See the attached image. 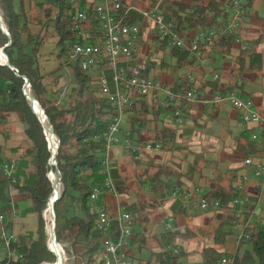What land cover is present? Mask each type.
<instances>
[{
	"label": "trees",
	"instance_id": "obj_1",
	"mask_svg": "<svg viewBox=\"0 0 264 264\" xmlns=\"http://www.w3.org/2000/svg\"><path fill=\"white\" fill-rule=\"evenodd\" d=\"M127 3L126 0H123ZM191 4H185L174 0L173 4L165 12L166 19L173 21L177 31L197 32L200 30H212L223 26L229 16L225 7L218 0H208L207 4H198L199 0H190ZM28 0H0V7L7 23L8 31L11 35L12 45L4 50L8 61L16 71L9 67L0 65V127L8 120L11 114L16 113L26 124L24 133L30 140L31 145L21 149L20 159L17 162L16 182L0 175V197L4 202L2 211L7 217L6 228L12 231L14 226L15 212L20 209V205L13 206L12 193L15 191L25 199L32 201V207L28 212L34 215L38 226L35 232H28L18 237V242L12 244L13 253L18 256L17 260H3V264H44L56 262V257L47 248V235L45 231V221L43 212L46 210L53 188L48 178L51 169L61 174L63 185L62 197L55 203L56 214V236L57 241L70 242L72 248L77 251L83 247L84 251L80 255L82 263L96 264L102 248L103 234L97 228L98 210L95 201L91 199L93 190L104 184L105 175L102 172V160L105 156L106 138L113 115L114 108L104 98L99 95L96 75L84 73L78 65L74 69V81L77 84L76 98L63 109H59L54 101L47 98L48 89L44 84L45 75L42 74L39 64L40 51L46 43L47 38H57V46L60 48L58 58L67 56L72 44L78 42L77 33L73 27L70 12L76 11L82 5L71 4L67 0H45L40 6H45L43 20L32 19L27 9ZM254 0H248V8L253 5ZM132 22H143V19L133 14ZM41 26L39 34L30 31V25ZM235 36H227L222 40L220 53L231 55L235 45ZM9 43V38L0 30V49ZM215 47V46H214ZM166 54L171 56L175 63H167L165 58L150 63L153 71L170 70L179 71L184 68H194L198 62L197 58L191 57L186 50L168 49L166 45L160 47ZM29 50V51H28ZM156 50L151 51V55L156 54ZM263 57L255 49L248 47L245 53L236 58V67L233 76L238 78L242 74H254L250 81L229 82L228 85H221L219 81H206L198 90L199 100H212L214 97L228 96L233 93L241 99H251L252 93L247 89V83L260 81L263 77ZM25 78L30 82L31 91L41 106L44 108L54 134L58 137L60 147L56 156L57 166L49 165L52 154L49 150L44 129L35 114L32 113L23 89ZM186 86L193 88L194 83L185 82L178 84L175 82L168 87L173 90L183 89ZM165 103V102H164ZM158 101L149 105L146 100L142 101L141 109L136 107L133 113L128 116L130 125L129 132L131 139L135 143L146 144L153 140L162 144L164 152H173L169 161H159L160 158L154 155H143L134 161L136 167L147 166L146 169L137 173L139 186L149 189V196L138 198L135 202L123 201L124 210L133 216L135 236L126 254L131 256L134 252L141 253L148 249L149 245L156 243L160 247L159 252H152V262L156 264H181L188 253L181 252L175 254L168 251L164 242L173 245L177 238L186 240L196 237L190 229L179 231L178 228L169 233L151 234L150 212L158 208L161 202L167 197H171L175 190L178 195L184 193L188 188L187 182H194L196 178L207 179L206 168L218 166L216 161L205 159L204 154H197L187 151L184 147L177 145L179 138L175 124H166L167 115L173 114L175 105L164 104ZM183 113L187 114L192 109V105L183 102L180 105ZM218 107H214V110ZM152 116L154 120L160 122L163 118L164 125L154 139L142 138L137 141V137L145 126L146 117ZM224 124L225 120L212 113L209 121H218ZM191 131V130H190ZM233 136L234 153L243 156H256L264 153V132L257 142H251L250 130L245 129L241 134ZM10 138V131H0V163L4 160L3 154L5 145ZM180 152L181 155H176ZM206 164V165H205ZM113 174H116L117 167H113ZM238 169H229L226 175H222L221 182L205 195L209 202H220L223 208H228L231 202L245 195L237 190L235 181ZM235 179V181H234ZM225 181V183H223ZM116 182V183H117ZM121 194L124 191L121 190ZM75 204L83 216L75 214L65 219L62 223L61 206L66 200ZM250 200L256 203L255 199ZM250 203L248 210H256V204ZM174 225L177 217L186 213V207L179 200L173 201L171 205ZM249 214H247V217ZM263 216L260 215L259 218ZM218 224L210 231L215 244L202 249L203 264H220L224 256L229 255L225 246L231 242H237L235 233L229 228L234 217L230 214H217L213 217ZM141 231H137V230ZM117 226H114L113 235L117 237ZM250 240H242L236 256V264H264V221H261L257 228L250 231ZM198 236V235H197ZM151 238V241H150ZM132 250V251H131ZM134 250V251H133ZM136 250V251H135ZM78 255V254H77ZM21 256V257H20ZM78 257V256H77ZM134 260L133 256L131 257ZM80 263V262H79ZM78 262L75 264H79Z\"/></svg>",
	"mask_w": 264,
	"mask_h": 264
},
{
	"label": "built area",
	"instance_id": "obj_2",
	"mask_svg": "<svg viewBox=\"0 0 264 264\" xmlns=\"http://www.w3.org/2000/svg\"><path fill=\"white\" fill-rule=\"evenodd\" d=\"M67 1L82 5L76 11L70 12L78 42L70 47L68 61L78 65L85 73L96 75L99 95L114 108L106 138V153L102 160L104 184L93 190L91 199L98 201L104 195L118 199L120 196L113 179L111 152L116 148H122L128 151L135 161L143 155L161 152L163 149L161 143L153 140L146 144L132 141L131 133L125 131L123 125L133 113V109L140 107L144 99L159 101L161 95H165L166 104L178 108L173 114L166 116V124L181 126L185 123V118L180 105L183 102L189 104L201 102L198 99L197 86L173 90L164 80L154 75L150 63L166 59V53L160 47L166 45L168 49L186 50L192 57L205 64L208 61L207 50L231 35L236 37L235 42L240 45L242 52H246L248 47L243 44L240 33L245 25L248 0L228 1L226 12L229 18L223 27L190 33L177 31L175 23L166 19L160 10L164 0H160L155 10L151 12H143L123 0ZM133 14L141 17L143 22H132ZM153 49L157 52L152 56ZM218 79L219 75L215 74L214 81ZM203 103L207 105L230 103L241 115L244 124L259 129V133L251 134V142H257L262 137L264 114L257 109L252 99H241L233 93L225 97L218 95ZM144 132H140L137 141L145 137ZM241 162L243 172L236 182L237 190L243 193L244 185L252 181L264 186V154L244 156ZM16 174L17 162L4 158L0 163V175L15 183ZM57 175L60 183L61 176L59 173ZM250 198L252 197L249 195L236 198L228 208H223L220 202H209L204 194L201 195V190L197 189L193 193L185 191L180 199L182 203H192L205 212L232 215L235 220L229 228L235 233L239 245L242 240H250V231L257 228L261 222L256 210L251 212L248 210ZM3 207L4 202L0 197V260H17L18 256L13 253L12 244L18 242V237L6 228L7 217L2 211ZM168 220L171 225L173 218L169 217ZM96 224L103 234L102 250L96 264H133L131 257L126 254L135 236L133 216L120 206L115 214H111L106 207H101L98 210ZM114 226H117V237L113 235ZM2 238H9V245H2ZM167 250L175 254L181 253L178 248L168 247ZM236 256L237 253L224 256L220 264H236Z\"/></svg>",
	"mask_w": 264,
	"mask_h": 264
},
{
	"label": "crops",
	"instance_id": "obj_3",
	"mask_svg": "<svg viewBox=\"0 0 264 264\" xmlns=\"http://www.w3.org/2000/svg\"><path fill=\"white\" fill-rule=\"evenodd\" d=\"M179 2H183L185 4H191L190 0H177ZM222 3H226L228 0H218ZM208 0H199L198 4H202L205 5L207 4ZM228 3V2H227ZM173 4L168 2V6L165 8L166 10L169 9V7ZM166 12V11H165ZM190 33V32H188ZM243 42L247 43L248 47L255 49V51H258L262 57H263V69L261 71L262 74V78L260 81H256V82H252V83H247V89L249 90V92H253L251 99L254 100L257 109L264 114V0H254L253 5L248 8L246 10L245 13V25L242 29V32L240 33ZM222 41L218 44L215 45V47H211V49H208L206 52V58H207V62L205 64H202L200 61H198L195 65V70L197 71L196 73H194L192 76L195 77L194 81L192 83H194V86H197L198 90L200 87L203 86V83L206 81H214V75L215 74H219L220 76H222V78L220 80H217L220 82L221 85H228L229 82H235L233 79V71L236 67V58L245 52H242V50L240 49V45L237 44L235 42L234 48L232 50L231 55H223L221 54L219 51L220 49V45H221ZM244 44V43H243ZM192 57V56H191ZM51 59V58H50ZM50 59H43V62H39L40 64V69L42 74L46 75V78L44 79V83L45 85H48L47 89H48V96L47 98L51 101H54V103L57 104L59 109H63L65 107H67L69 105V103L71 101H73V99L67 101L66 98L64 97V95L61 93L60 89L62 88V86L65 84L64 81H66L64 75H66L68 73V75H72V77L74 78V64L70 65L67 63L66 67H63L62 70H59L57 72H55L54 74H50L51 71L58 69L57 67H55L54 65H51V61ZM226 59H228V62L225 61ZM232 61L234 62L235 65H233ZM192 68V69H194ZM186 69V68H184ZM190 69V68H187ZM190 69V70H192ZM222 69V70H221ZM183 70V69H181ZM179 70V71H181ZM160 71V70H159ZM165 71V70H163ZM179 71H176V73H178ZM157 72V71H155ZM154 72V75H155ZM229 73L231 75V77L229 76ZM213 74V77H212ZM162 80H164L167 85H172V83H168V81L162 76L159 77ZM236 78V77H235ZM247 78V79H246ZM245 80L240 81V83H244V81H248L249 80V76H246ZM186 79H182L181 83L185 82ZM239 81V80H237ZM176 82V81H175ZM174 82V83H175ZM173 83V84H174ZM180 83V84H181ZM50 85H55L56 87L54 88H50ZM193 86V87H194ZM187 87V86H186ZM199 99V98H198ZM148 102L149 105H153L154 103L158 102V100H154V99H144ZM160 101H163V103L166 101V97L165 95H161ZM200 103H188L189 105H192V109L189 110V112L187 114L183 113L187 118L185 120V123L181 126H177L176 130H177V134L178 136L180 135H184L187 132V135L183 138H179V140L177 141V145H180L182 147H184L187 151H192L194 153L197 154H204L205 155V159L206 156L208 155H213L215 153H219L218 149H216L215 147H213V145H217L219 143V141L221 140L224 146V151L227 154V157H225V159L227 160H232V156H230V154L234 153L232 151L231 148L234 147V141H233V136H231L227 131H224L222 133V136H220L219 132V126H220V122L218 121H214L211 122L209 121V117L212 113L216 114L218 117L226 120V123L229 125H232L231 128V132L233 133L234 136H237L239 134H241L245 129L250 130V133L252 134L253 132L255 133H259V129L256 127H252V126H247L246 124H244V122L242 121L241 115L232 107V105L230 103H223L220 105H207L205 103H203L206 100H200ZM166 104V102L164 103ZM218 107V109L214 110V107ZM142 105L140 107H138L137 109H141ZM203 109V113L201 114ZM206 113L208 115V117L206 118ZM201 114V115H200ZM10 118V117H9ZM8 118V120H9ZM188 119V120H187ZM205 119V121L203 120ZM200 120V121H199ZM163 118L160 122H157L156 120L153 119L152 116L148 115V117H146V122H145V126L143 127L142 131H145L144 133H146L145 137L143 138H148V139H154V137L156 136V134L158 132H160L163 128L164 122ZM165 121V118H164ZM209 123V124H208ZM127 124L129 125V122L127 121ZM127 125V129H124L125 131H129L130 125ZM209 125L210 127H212L213 129L216 130V133H214L213 135H207L206 133L209 131ZM191 130V131H190ZM9 131V130H7ZM141 131V132H142ZM11 134V132H10ZM154 134V135H153ZM250 134V136H251ZM11 139V136L9 138V140ZM9 140L6 143H3L5 145V151H4V155L3 157L5 159L8 160H15L16 162L19 161V157H20V153H21V149H25L27 147H29L31 145H28V143L22 145L19 144L18 142L15 144H10ZM232 140V142H231ZM156 153L153 154H146V156H150V155H154ZM164 152H157L156 156H158L160 158L159 161H169V159L171 158V156L173 155V152H167L166 155H163ZM176 155H181L180 152H175ZM237 154V153H234ZM244 157L241 154H237L233 159V163L232 165L227 169V171L229 169L232 168H236L238 169L237 172V178L239 179V175H241V173L243 172L242 169V162H241V158ZM111 159H112V166L115 167L117 166V171L119 172V167L121 164H133L134 163V159L132 158L131 154L122 149V148H116L111 152ZM234 162H236L234 164ZM170 163V161H169ZM211 167H216V166H211ZM137 168V173L140 170L146 169L147 166H138ZM209 168V167H208ZM207 169V168H206ZM227 171L223 174L220 175V177L223 175H226ZM136 172V171H135ZM218 173V171H217ZM198 179V180H197ZM238 179L235 181H238ZM118 180L119 182H121L123 184V180L118 173ZM206 180V179H204ZM203 179H199L196 178V180L194 182H187V187H199L200 186V190H201V195L204 194V197L207 193H209L211 190H213L217 184H219V182H221V178L219 179H214L213 180V188L211 190H206L204 188L203 185H201L202 182H204ZM134 183L132 184L133 188L137 189L138 182H137V175L135 174L134 177ZM116 183V182H115ZM225 183V181L223 182ZM257 181H252L250 183H248L249 185H246V187H252L253 190H257L256 189V185H257ZM199 186H196V185ZM252 184H254V186H251ZM259 187L261 186L260 183ZM139 187H143V186H139ZM147 188V187H145ZM176 193V194H175ZM244 193V192H243ZM247 193V192H246ZM138 194V192L136 193V195ZM178 195L177 190H175V192L173 193V195L171 197H167L165 200H163L161 202V205L154 209L151 210L150 212V225L149 228L151 230V234L156 235L159 233H163L162 235H164V233H169L171 231H174L175 229L178 228L179 231H183L185 229H190L189 227H194V229H190L192 230L194 233H197L198 236L201 237H208V238H212V236L210 235V231L212 229H214L215 227H210L213 224V217H215L217 214H213L211 212H205L203 211V213L205 214H197L196 217L193 219V222L191 221V223L189 225L186 224V217L190 216L192 213H194V210L197 208L195 205H193L192 203L189 204H185L183 203V205L186 207V213L183 214L180 217H177L176 220V224L174 225V218H173V212L171 210V205L173 204V201L178 200L180 202H182V200L180 199L182 195H178L177 197H174ZM195 195V193H194ZM246 195V194H244ZM120 196V195H119ZM149 195H147L148 197ZM197 197V196H196ZM257 197V195L255 197H252V199H255ZM125 199L120 201L121 199ZM130 197H126L124 194H122V196H120L118 199L111 196V195H104L102 196L98 201H95L94 204L97 207V210H99L101 207H106L107 210L111 213V214H115L120 206V208H123L122 206V202L123 201H129L130 203L135 202L137 199H130ZM140 198V197H139ZM258 199H259V195H258ZM12 200H13V206L14 203L15 204H21L22 202L27 201V203H29L30 205H32L31 200L29 199H25L23 196H20L17 192H13L12 193ZM251 203H254V201H250ZM71 204V210L72 213H74L76 216L82 217L83 214L81 211H79V208H77V206L73 203ZM256 204V203H254ZM27 205V204H26ZM24 204L20 205V209L18 211L15 212L14 215V226L12 229V233L14 235H16L17 237H19L20 235L24 234V233H28V232H35L37 230V226L38 223L36 221V219H33L31 217L28 218V215H26L24 217V215L26 214V212H28V209L31 208L32 206L28 207V208H24ZM196 207L195 209H193L194 207ZM124 209V208H123ZM198 209V208H197ZM200 210V209H199ZM202 211V210H201ZM256 213L258 216L262 215L264 213V209L261 207V209L256 208ZM29 214V213H28ZM169 217L173 218L172 224H169ZM205 225H208L207 227H205ZM201 227V229L204 230H200L198 231V229ZM197 230V232L195 231ZM137 231H141L140 229ZM204 232V233H203ZM203 237V238H204ZM151 241V238H150ZM164 245L168 248V247H172V248H178L181 252H185L188 253L187 256L183 259L181 264H203V256L201 254L202 249L206 248L203 247L200 251L198 249L193 250V252H190V245L183 241L182 239L177 238L174 242L173 245H170L167 243V241L164 242ZM137 247V246H134ZM134 247L131 245L130 248L134 249ZM211 247V246H209ZM160 247H158V245L156 243H151L149 245L148 249L143 250L141 253L136 252L132 253L130 257H134L132 260L133 264H156V263H151L152 262V257L151 254L152 252H159L160 251ZM239 249V245H237V242H231L229 244H227L225 246V250L227 252H229V254H234L237 253ZM80 250V251H79ZM84 251L83 247H79L77 250V254L81 255L82 252ZM132 251V250H131ZM134 251V250H133ZM194 252H197L196 255H193ZM132 259V258H131ZM81 262H82V258H80ZM75 264V263H73ZM79 264H84V263H79Z\"/></svg>",
	"mask_w": 264,
	"mask_h": 264
},
{
	"label": "rangeland",
	"instance_id": "obj_4",
	"mask_svg": "<svg viewBox=\"0 0 264 264\" xmlns=\"http://www.w3.org/2000/svg\"><path fill=\"white\" fill-rule=\"evenodd\" d=\"M44 1L45 0H28L27 9H28L29 13L31 14L32 19L43 20L45 6H40L39 4L43 3ZM126 1L130 5H135L139 10H141L143 12H151V11L155 10V8L157 7L160 0H126ZM168 2L170 4V3L174 2V0H164L163 1L162 5H161L162 7L160 8V10L164 14L166 11L165 8L168 6ZM227 2L226 3L220 2L225 7V9H226ZM0 10H1V7H0ZM223 26H221V27H223ZM30 31L33 34H39L41 31V26L32 24V25H30ZM243 43L246 47L250 46L245 42H243ZM59 53H60V48H58V46H57V38H47L45 45L43 46V48L40 51L39 62H41V61L43 62V59L46 60V59L51 58L50 59L51 65L55 64V67H57L58 69L51 71L50 74H54L55 72L62 70L63 67L67 66V63L72 65V63H69L67 56H62L61 58H58ZM225 61L228 62V59H226ZM166 62L167 63H175V60H172L171 56H169V54H166ZM232 63H233V65H235L233 61H232ZM75 66H74V69H75ZM194 70H195V68L192 70L186 68V69H183V70L179 71L178 73H176V72H172L170 70L165 69V71L162 70V71H157V72L154 71V72H155L156 77H162L163 76L168 81V83L173 84L176 81L178 84H180L182 79L185 78L189 81V84H191L195 79V77H193L192 75L197 72ZM93 75H95V74H93ZM247 75L248 74H244V75L242 74L241 77H238V78L233 77V79L242 81V80H245ZM229 76L231 77L230 73H229ZM64 77H65L66 81H64L65 84L62 86L60 91L64 95V97L66 98L67 101H69L71 99H75L76 95H77V92L75 90L77 87V84L75 83L72 75H68V73H67L66 75H64ZM212 77H213V74H212ZM221 78H222V76L219 75L218 80H220ZM253 78H254V74H251L248 81L252 80ZM236 80H234V81H236ZM46 86L48 87V85H46ZM54 87H56V86L50 85V88H54ZM23 92H24V89H23ZM202 113H203V109H202L201 114ZM206 115H207V113H206ZM207 117H208V115L206 116V118ZM183 118H185V120H186L187 117L184 115ZM203 120L205 121V119H203ZM127 125H128L127 122L124 123L123 128L127 129ZM26 127H27L26 124L22 122L21 118L16 113H14V114H11L9 120L4 122V124L0 127V131L6 132L7 130H9L11 132V134H10L11 139L9 140L10 144H15L18 142L19 144H22V145H24L26 143H28V145H29L30 140L26 137V135L24 133V130L26 129ZM231 128H232V125H229V123L227 124L226 120H225L224 124H221L219 126V129H218V130H220V132H219L220 136H222L221 131L222 132H224V131L228 132L229 130H231ZM214 133H216V130L213 129L212 127H210V125H209V131L206 134L211 136ZM231 142H232V140H231ZM213 147L218 149L219 153H215L213 155H208V156H206V159H209L211 161H216L218 163V166L209 167L205 170L204 174L206 175L207 179L206 180L203 179L204 182H202L201 185H203L206 190H211L213 188V180L216 178L219 179L220 175L227 171V169L233 163L232 162L234 160L233 158L237 155V154L232 153V154H230V156H232V158H231L232 160L225 159V157H227V154L224 151V146H223V143L221 140L219 141V143L216 146L213 145ZM262 154H264V153H262ZM235 163L236 162H234V164ZM118 167H119L118 173H119L120 177L122 179L124 178L123 184L121 182H119V184H118L116 174L115 173L113 174V179L115 182H117V183H115V186H116V190H117L118 195L122 196V194L119 192L118 185L122 186L121 190L124 191L123 194L127 198L130 197L129 200L130 199L134 200V199H137L139 197L145 198V197H147V195H149V189L148 188H145V187L141 188L138 186L137 189H135L132 186V184L134 183L133 180H134L135 174L137 175V168H136L134 163L133 164L132 163L131 164H121ZM217 171H218V173H217ZM246 185H249V184H246ZM246 185H244V189H243L244 194L249 195L251 197H255L257 195V197L255 198L257 210L261 209V207L264 209V186L261 185L259 187V184L257 183V185L255 186L257 190L255 191V190H253L252 187H246L245 188ZM196 186H199V185L197 184ZM251 186H254V184H252ZM197 189H200V186L199 187L193 186V187L185 188L183 190H184V192L188 191L190 193H193ZM62 192H63V185H61V193ZM137 192H138V194L136 195ZM258 195H259V199H258ZM122 200H125V199L122 198L120 201H122ZM70 203H71V201L68 199L61 206L62 223L65 222V219L70 218L71 216L74 215V213H72ZM23 204L25 205L24 208H28V207L32 206L29 203H27V201H25V200H24ZM47 207H48V205H47ZM195 208L196 207H194L193 209H195ZM44 212H43V218H44ZM28 213L29 212H26L24 217L26 215H28V218L31 217V218L35 219L34 215H32L31 213H29V214ZM197 214L201 215V214H205V213H203V211H201V209L199 210L196 208L194 210V213H192L190 216L186 217L187 218L186 224L189 225L191 223V221L193 222V219L196 217ZM191 216L193 217V219ZM262 216H263L262 218H264V213L262 214ZM44 221H45V218H44ZM261 221H264V219H261ZM171 224H172V222H171ZM217 224L218 223L215 220H213V224L210 227L211 228L215 227V226H217ZM207 226L208 225H205V227H207ZM189 228L194 229V227H189ZM200 230H204V229H201V227H200L198 229V231H200ZM45 231H46V222H45ZM195 231L197 232V230H195ZM203 237L196 235V237L186 239L183 241L187 242L190 245V252H193V250H196V249H198L200 251L203 247L214 246L215 242H214L213 238H208V237L203 238ZM47 238H48V236H47ZM61 244L64 246L66 256L68 258V264H73V263H77V262L82 263L80 260V258H81L80 255L79 254L77 255V251H75L72 248L70 242L62 241ZM196 254H197V252L193 253V255H196ZM0 264H3L2 259L0 260Z\"/></svg>",
	"mask_w": 264,
	"mask_h": 264
},
{
	"label": "bare ground",
	"instance_id": "obj_5",
	"mask_svg": "<svg viewBox=\"0 0 264 264\" xmlns=\"http://www.w3.org/2000/svg\"><path fill=\"white\" fill-rule=\"evenodd\" d=\"M2 15H3V13L0 10V26H4V22H5V18ZM6 60H7L6 54L2 52V49H0V62L4 63V62H6ZM68 60H70V52L69 51H68ZM82 72H84V71H82ZM29 94H30L29 102L33 104V109H34L35 113L41 114L40 107L34 101L31 100V98H34L32 92L30 91ZM47 124H48V120H47ZM46 133H47L48 137L50 138L52 145L54 146L55 143H57V138L55 137V135L52 134L49 125H47ZM55 147L57 148V146H55ZM50 177H51L52 181L55 183V186H56L55 189L56 190H55V193L51 197L50 204L48 205V207L46 208V210L44 212V217H45L47 234H48V247L50 250H52L54 252V254H56L58 259H60V260L58 262L44 263V264H68V258L66 256L64 246L59 242L57 244L54 243L55 214H54V209H53V203L58 198L57 197L58 189L60 190L61 186L59 184V178H58L57 172H55V176L50 174ZM2 245H9V238H2ZM101 250H102V248H101Z\"/></svg>",
	"mask_w": 264,
	"mask_h": 264
},
{
	"label": "water",
	"instance_id": "obj_6",
	"mask_svg": "<svg viewBox=\"0 0 264 264\" xmlns=\"http://www.w3.org/2000/svg\"><path fill=\"white\" fill-rule=\"evenodd\" d=\"M2 16H4V15H2ZM0 30L2 31V33L5 36H7L9 38V43L7 45H5L3 48H1L2 49V52L4 53V50L12 45L11 35H10L9 31H8L6 21L4 22V26H0ZM6 58H7V56H6ZM0 65L1 66L9 67L11 70L16 71V69L13 66L10 65V63L8 61V58H7L6 62H4V63L0 62ZM25 81H26V84L24 86V95L27 98V101H28V104H29V106L31 108L32 113L35 114L37 116V118L39 119V121H40V123H41V125H42V127L44 129V133H45L47 142L49 143V150H50V152L52 154V157L50 159L49 165L51 167L57 166L56 156L58 154V149L60 147L59 139L54 134V130H53L52 126L50 125L49 121H48V124H47L48 118L46 116V113H45L44 108L41 106V104L39 103V101L36 98H31V100L34 101L40 107V109H41V114L35 113V111L33 109V104L29 102V99H30L29 92L31 90V85H30V82L26 78H25ZM47 125L50 126V130H51L52 134L55 135V137L57 138V143H55L54 146L52 145V142L50 141V138L48 137V135L46 133ZM55 146H57V148ZM56 172L60 174V172L58 170ZM50 174L55 176V172H54L53 169H51L50 172H49V174H48V178H49V180H50V182L52 184V188H53V192H52V195H53L55 193L56 186H55V183L52 181V179H50L51 178L50 177ZM60 176H61V174H60ZM60 183L62 184V182H60ZM52 195H51V197H52ZM51 197L49 199L48 205L50 204ZM57 197L58 198L53 203V209H54L55 203L57 201H59L61 199V197H62V193H61V191L59 189H58ZM54 214H55V210H54ZM46 234H47V227H46ZM47 236H48V234H47ZM54 243H56V244L58 243L57 236H56V214H55V222H54ZM47 248L49 249V247H48V238H47ZM49 251L56 257V262H58L60 259H58V257L56 256V254H54V252L52 250H50V249H49Z\"/></svg>",
	"mask_w": 264,
	"mask_h": 264
}]
</instances>
